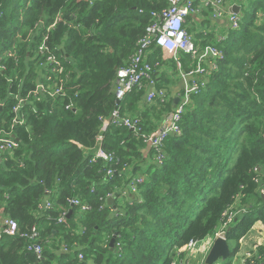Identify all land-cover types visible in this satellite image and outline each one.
I'll list each match as a JSON object with an SVG mask.
<instances>
[{
    "label": "trees",
    "instance_id": "1",
    "mask_svg": "<svg viewBox=\"0 0 264 264\" xmlns=\"http://www.w3.org/2000/svg\"><path fill=\"white\" fill-rule=\"evenodd\" d=\"M166 7L164 0H0V130L10 129L18 96L36 88L45 37L67 71L64 97L39 94L23 106L26 122L14 129L19 148L0 162V217L19 224L17 237L0 239V264H181L186 254L179 250L213 234L230 207L248 213L229 230V242L257 221L264 224V0H251L239 31L225 42L212 35L195 38L197 45H217L224 59L209 86L193 97L181 136L165 142L163 166L147 170L141 203L121 209L116 200V210L108 205V195L119 196L131 182L123 168L140 172L145 145L124 127L105 132L102 120L117 106V72L137 52L151 13ZM6 50L11 58L3 60ZM162 54L153 46L149 62L162 63ZM181 60L188 71V57ZM171 67L176 70L174 62ZM157 82L159 88L170 79L160 73ZM144 96L145 89L128 95L122 111L133 112L141 134H150L173 109L158 101L140 113ZM100 136L104 150L120 160L112 178L103 161L90 164ZM47 193L54 207L40 212ZM73 198L89 210L73 208L59 224ZM252 200L262 207L254 210ZM33 226L41 236L42 260L22 237ZM257 257L263 261V247Z\"/></svg>",
    "mask_w": 264,
    "mask_h": 264
},
{
    "label": "built area",
    "instance_id": "2",
    "mask_svg": "<svg viewBox=\"0 0 264 264\" xmlns=\"http://www.w3.org/2000/svg\"><path fill=\"white\" fill-rule=\"evenodd\" d=\"M167 7L160 12L151 13V24L146 29V33L138 42V50L131 57L128 65L117 72V89L115 92L117 106L112 112L108 120H102L104 131L110 127H124L139 135L143 143L153 152L156 163L162 167L165 162L164 146L165 142L171 135L181 136V122L184 114L188 110L194 96L199 95L205 90L211 81L212 74L219 68L220 62L224 59V52L215 44H207L200 46L195 43L192 33L186 29L187 19L197 16L201 8L197 6V0H164ZM202 7L212 12L215 19H226L229 25L230 32L239 31L242 16L234 13H229L225 8L223 0H198ZM56 23L48 29L54 28ZM210 33L206 31L203 36L208 37ZM231 34V33H230ZM229 34V35H230ZM223 36L218 43L225 42L229 37ZM48 37L43 39L39 46L38 55L41 57L38 63H41L42 69L46 70V81L36 84V88L29 91L26 95L18 96L17 104L13 107V118L10 129L0 130V161L8 155L15 153L19 144L14 135V129L18 125H23L26 122V116L23 113V106L33 97L39 94L46 95L52 99L65 96V83L67 79V71L62 61H60L50 50ZM156 46L161 49L163 55L171 61H174L179 68L180 78L184 82V93L182 100L171 114L170 123L162 125L156 132L141 134V120L137 117H132L122 111V102L125 101L128 95L134 91H141L145 88L151 91L146 95V103L152 104L154 101H159L161 104H167L169 99L165 90H156L157 86V70L161 67L160 62L150 63L149 56L152 54V47ZM12 51V50H10ZM181 55L188 57L190 67L188 71L182 70ZM11 58V52L6 54V59ZM44 59V60H43ZM5 60V59H3ZM4 63L0 61V69H4ZM119 103V105H118ZM74 106L69 104L68 110H73ZM104 136H100L97 140L96 147L91 150L90 164H96L98 161H103L107 164V177L112 178L116 173L115 166L120 165V160L114 153H108L103 148ZM128 167L123 168V172ZM258 172V169H255ZM256 182H262L256 178ZM144 184V179H131L127 186L134 193H140V187ZM260 194L264 199V188ZM115 197L114 194L109 196V199ZM50 195L40 207V212L52 209L54 204L49 200ZM71 209L77 208L82 212L89 210L87 204L80 199L73 198L69 201ZM70 210H65L58 218V223L63 224ZM248 210L242 208L237 210L235 207H230L223 213L221 223L216 231L208 235L201 241H191L179 253H185L205 256L202 264H206L207 257L212 250L215 242L219 239L227 240L229 229L236 221L239 214H246ZM19 235V224L12 218L7 216L0 217V239L3 236L17 237ZM22 237L29 241L28 251L34 253L38 260H42L43 247L41 245V236L37 226H33L31 231L23 234ZM260 240L253 249L243 257H238L235 261L228 264H264L258 260V251L262 248ZM119 251H122L121 245H118ZM67 251V249H65ZM83 254H79V259L83 260ZM232 259H229V261ZM185 261H181L184 264ZM185 264H188L187 262ZM190 264V263H189ZM214 264H227L223 261H218Z\"/></svg>",
    "mask_w": 264,
    "mask_h": 264
},
{
    "label": "crops",
    "instance_id": "3",
    "mask_svg": "<svg viewBox=\"0 0 264 264\" xmlns=\"http://www.w3.org/2000/svg\"><path fill=\"white\" fill-rule=\"evenodd\" d=\"M223 1H224L225 8L227 9V11L229 13H234L233 12L234 7L241 8L240 14L243 12V6H242L243 0H223ZM196 4L198 7L201 8V11L197 16L190 17L189 19H187V24H188V22L193 21L194 23H198V26L207 27L208 28L207 31H208V33H210L209 35H212V39L216 43L218 41H220V39L223 36L226 37L227 35H229L231 33L229 30L228 22L226 19H223V20L215 19V18H213L212 12L210 10H206L202 7V4L200 1L197 0ZM187 24H186V26H187ZM190 33H192V31H190ZM193 36L195 39V38H197V36L202 37L203 35L202 34H200V35H194L193 34ZM202 42H203V40H201V43ZM200 46H203V45H200ZM9 52H11V51L6 50L5 53L2 55V59H6V54ZM171 62H174V61L168 60L162 54V63L160 62L161 67L157 70V75L160 73H161V75L163 73H166L170 79V84L162 85V87L158 88L159 82H157L156 90L157 91H160V90L166 91L167 98L169 99V102L167 104H171L173 110L162 116L161 122L159 123V125L157 124V126H156L157 129H154L152 131V133L156 132L165 123L166 124L170 123L171 114L173 113L174 109L176 108V106L179 104V102L182 100V97H183L184 82L180 78L179 68L177 67L175 62H174V64L176 66V70L173 69L172 67L170 68ZM183 68L185 69V66L182 65V70H184ZM186 68H189V61L186 64ZM37 76H38V78L36 79V82L39 83V80H40L41 83H44L46 81V70L39 68V70L37 71ZM148 91L150 92L151 89L148 90L147 88H145V96H144L143 102L141 103L140 113H142L145 110L146 106L150 107V106H153V105H156L159 103L158 101H154L152 104H147L145 102L146 101V95H147ZM126 113L130 116H132L131 114H133V112H130L131 114L128 112H126ZM132 117H134V116H132ZM150 134H148V135H150ZM142 152H143L144 160L141 163V165H139L140 170H138V171H140V172H138L135 175L134 172H132V170L129 167L125 171V172L129 171V173L127 174V178L130 180L134 179V178H142V179H144V182H145L146 176H147V170L151 166L158 165L155 161V158H154V155L152 154V151H150V149L146 145H145V148L143 149ZM1 160L4 161V159H1ZM158 167H160V166L158 165ZM125 172H123V173H125ZM119 191H120L118 193L119 196H118V199H116V200H117V203L119 206H121L119 204V202L124 204V206H122L121 209L123 207H125L126 204L133 205L134 202H136V201L141 203V197H140L139 193L138 194L132 193L128 187H125L124 189L121 188ZM243 216H244L243 214H239L236 221L233 223L232 227L234 226V224L236 222L242 220ZM260 240L262 241V243H263L262 247L264 248V224L262 223V221L259 220L237 242H235V241L229 242L227 240L229 246L231 244H233L235 246L232 249L233 251H232V255H231L232 256L231 261H235L236 258H238V257L240 258V257H243L244 255H246L248 252H250L253 249V247L256 244L259 243ZM204 259H205V256H202V261L199 264H202ZM194 260H197V255L190 254V255L186 256V259L184 261L187 262L188 264L189 263L194 264Z\"/></svg>",
    "mask_w": 264,
    "mask_h": 264
},
{
    "label": "water",
    "instance_id": "4",
    "mask_svg": "<svg viewBox=\"0 0 264 264\" xmlns=\"http://www.w3.org/2000/svg\"><path fill=\"white\" fill-rule=\"evenodd\" d=\"M241 8L234 7L233 12L234 14L239 15ZM119 105V103H118ZM116 199H118V195H115V197H112L108 199V205L113 208V210H116ZM73 214V209L69 211L68 218L71 217ZM117 235L113 236V238L110 241V246L114 248L115 241H116ZM232 255V249L230 248L228 241L224 239H219L215 242L212 250L210 251L206 264H214L218 261H228L231 258Z\"/></svg>",
    "mask_w": 264,
    "mask_h": 264
},
{
    "label": "rangeland",
    "instance_id": "5",
    "mask_svg": "<svg viewBox=\"0 0 264 264\" xmlns=\"http://www.w3.org/2000/svg\"><path fill=\"white\" fill-rule=\"evenodd\" d=\"M250 2H251V0H243L242 1V6H243V9H244V12L247 9V7H248V5H249ZM192 22L193 21L188 22V24L186 26V29L187 30L190 29L194 35H200V34L203 35L205 33V31L208 30L207 27L198 26V23H194V22L192 23ZM18 26H19V23H16L15 24V27H18ZM4 53H5V51L2 54H4ZM109 196L110 195H108V198L107 199H109ZM251 203H252V206H253V209L254 210H257L258 208L262 207V205H263V203L260 202V201H257L256 202V201H253L252 200ZM119 204L121 206H124V204H122L121 202H119ZM230 246H231L230 247L231 249H233L235 247L233 244H231ZM201 261H202V256L201 255H197V260H194V264H199ZM230 262H231V260L230 261L229 260L226 261L227 264L230 263ZM185 263L186 262H184V264Z\"/></svg>",
    "mask_w": 264,
    "mask_h": 264
}]
</instances>
